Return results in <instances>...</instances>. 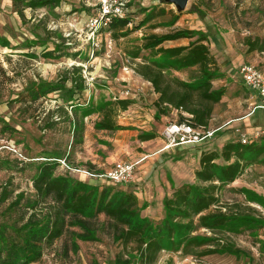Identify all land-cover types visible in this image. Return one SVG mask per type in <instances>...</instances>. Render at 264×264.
Masks as SVG:
<instances>
[{
    "label": "rangeland",
    "instance_id": "374dc122",
    "mask_svg": "<svg viewBox=\"0 0 264 264\" xmlns=\"http://www.w3.org/2000/svg\"><path fill=\"white\" fill-rule=\"evenodd\" d=\"M11 1L0 0V28H3L2 30L9 32L18 28L17 34L23 39L27 38L24 34L30 37V35L40 33L41 37H45L46 31L47 33L54 32L52 42L59 44L61 51L67 54L52 62L49 58L45 61L40 60L43 59L41 57L39 60L28 59L22 57V53L11 52V48H0L1 124L15 128L14 131L7 133L6 142L20 146L19 148L28 160L21 163L22 161L16 159L8 150L0 151V161L8 162L11 168L0 171V184H5L10 180L13 188L18 192L30 193L32 191V178L36 174V165L46 158H59L58 175L67 174L85 183L96 181V178L87 176L84 171L104 174L120 160L134 162L133 154L142 152L137 144H134L130 150L128 147L122 148L121 146L119 149L111 141L116 133L100 131L95 125L102 118L99 114L100 108L110 102L124 97L131 98L135 102L129 108L133 109L132 114L128 117L119 115L122 118H129L131 115L143 113L147 115L143 116L147 121V126L154 129L158 128V123L167 127L177 122L179 115L176 111L175 116L171 117L172 121L167 123L161 120L152 121L150 118L152 114L148 109L152 106L150 100L152 91L148 90L150 87L143 84L136 70L146 60L162 62L165 58H154L145 51L141 52V58L132 57L131 52L142 49L147 37L167 35L180 30L195 31L196 38L192 40L185 39L164 44L165 47H173L186 46L199 36H208L211 53L218 61L221 72L224 70L225 75L214 84L216 89L225 88L226 90L223 101L214 107L215 118L221 116L218 122L219 125L224 123L225 127L222 126L224 130L229 127L228 123L231 122H228L229 120L238 119L247 111L242 102L249 91L238 76L240 67H235V65L239 63V60L240 62L243 60L244 64H255L261 70L263 69L262 65L257 61L255 63L252 57L258 55L264 58V55L260 52H249L246 40L259 38L264 42V0H190L182 12H179L174 5L164 3V0H134L130 6L129 25L125 30L116 31V33L105 30L97 34L94 40H88L89 33L86 25L95 15V7L89 5L86 0H63L62 6L56 10L48 8L26 10V20H19L14 15V8L8 5ZM163 11L165 13H162ZM151 14L158 15V17L147 21V17ZM115 34L120 37H115ZM38 37H36L37 40ZM109 41L112 42V49L108 47ZM3 44L5 41H0V46L4 47ZM22 46L24 48L25 44L23 43ZM49 46L52 47V43H49ZM76 54L78 58H75ZM228 60L229 62H226ZM225 62L227 64L225 69L221 68L220 64ZM39 63L46 64L40 66ZM51 64L54 66H50ZM42 67L44 71H41ZM74 67H82L83 70L87 68V72L96 77L84 93L85 106L70 111V105L64 103L62 92H53L49 96H53L59 106L61 105L64 109L51 110L45 116L42 115L39 101L26 103L27 92L30 88H35L33 84H36L34 82V80L37 81L36 77L42 78L40 75L44 74L48 78L46 80H51L48 86H55L60 84L61 77H65ZM193 72L197 71L195 69L179 73L173 71L169 74L190 81ZM229 74H232L233 78L227 77ZM15 84L18 86L16 87ZM67 86L71 87V84ZM126 92L129 94L126 95ZM66 110L69 116L79 122L75 129L77 131L75 136L69 131V127H60V123L67 122L64 117ZM55 116L61 117L62 120H55ZM15 125H19L23 131L17 130ZM217 133L199 144H217L214 142ZM8 138L13 140L9 141ZM224 143H227L226 139ZM99 145L107 146L106 149H99ZM2 146H8V144H0V147ZM199 148L195 144L176 147L174 156H187V160L181 164L173 162L171 153L167 151L157 157L152 156L148 161L151 166L145 169L143 168L145 163L137 165L134 179L139 182L144 177V171L147 168L150 170V173L146 175L147 177L150 175L149 180L142 182L140 190H137L143 195V199L139 200L140 205L144 207L145 204H150L144 200L149 197V194L154 195L153 202L156 204V199L160 195L157 190L159 185L163 186L168 181L178 185L177 176L185 178L192 186L198 185L193 174L197 165L194 156L198 154ZM216 148L221 151L220 147L216 146ZM164 150H166L165 146ZM96 158L104 166L96 165L94 163ZM60 161H64L70 169L79 170L80 173L68 169ZM218 163L224 164L222 161ZM178 173L181 174L177 175ZM98 180L102 188L111 187L116 191H124L123 189L127 188L126 192L134 193L132 184L115 186ZM253 189L264 193V164L249 166L240 182L235 183V187H224L219 190L218 196L221 203L213 210H222L227 216L236 218L227 229L217 235L205 229L194 233V236L217 240L214 245L195 248V252L216 250V253L204 256L195 253L185 255L182 251L173 252L166 246L157 264H264V205L259 203L264 202V197L257 195ZM250 202H257L259 204L257 206L263 210L253 208ZM5 206L0 208V212ZM147 214L141 212L142 217ZM150 216L156 218L151 219L154 223H160L165 218V213L159 211ZM237 218L250 219L239 222ZM91 225V232L85 236L82 235L83 230L80 228H72L70 234L57 241L52 248L46 249L43 258L33 264H115V258L121 252H125L126 259L132 256L128 255L127 250H123L115 240L113 228L104 216Z\"/></svg>",
    "mask_w": 264,
    "mask_h": 264
},
{
    "label": "trees",
    "instance_id": "16d2710c",
    "mask_svg": "<svg viewBox=\"0 0 264 264\" xmlns=\"http://www.w3.org/2000/svg\"><path fill=\"white\" fill-rule=\"evenodd\" d=\"M62 1L13 0V5L20 17H24L27 9L54 10ZM156 17L158 15L151 14L147 21ZM129 18L130 16L114 21L109 30L114 33L124 31L129 25ZM115 37L120 36L115 34ZM194 38L196 36L193 30H180L162 36L151 35L146 38L142 49L131 52V55L138 59L141 58V52L145 51L154 58H165L162 62L146 60L136 70L144 80L151 83L154 92L159 95L155 102L157 119L176 111L179 115L177 123H188L195 129H208L214 107L223 101L226 93L225 88L214 87L215 82L225 75L211 53L208 36H199L186 46H164L167 42ZM246 45L249 52H264V42L259 38H248ZM65 56L60 49V58ZM193 69L197 72L191 74L190 81L169 74ZM71 73L73 77L67 74L55 86L39 83L34 89L30 88L25 101L36 103L50 97V93L60 91L63 93L64 103L73 109L82 107L79 99L87 90L83 68L74 67ZM68 81L72 82L71 88L67 87ZM77 94L79 96L76 98ZM133 104L132 100L118 99L100 108L103 118L95 124L97 129H124L116 125L114 118L119 111H126ZM184 113L190 117L184 116ZM1 122L0 119V137H6L15 128ZM76 132L75 130V135ZM156 137L155 134H144L139 139L149 141ZM3 150L5 149L0 151ZM263 156V138L247 145L240 141H229L221 151L203 152L200 167L195 172L199 184H185L172 197H166L163 202L165 218L160 223L142 217L144 207L134 193L93 186L67 174L58 175L59 158H46L36 165L30 193L18 192L10 180L0 184V208L6 205L0 212V264L37 263L43 258L45 250L70 234L72 228H80L85 236L91 232V224L101 216L112 226L115 240L123 250H127L128 255H132L126 259L125 252L119 253L115 264H157L166 246L173 252L182 251L185 255L214 254L216 250L195 252V248L214 245L217 240L194 236V233L205 229L217 235L232 224L236 218L227 216L222 210H213L221 203L218 192L239 179L249 166L264 164ZM218 161L224 164L221 165ZM9 169L8 162L0 161V171ZM259 203L264 205V202ZM237 220L244 222L248 219Z\"/></svg>",
    "mask_w": 264,
    "mask_h": 264
},
{
    "label": "crops",
    "instance_id": "0c3cea01",
    "mask_svg": "<svg viewBox=\"0 0 264 264\" xmlns=\"http://www.w3.org/2000/svg\"><path fill=\"white\" fill-rule=\"evenodd\" d=\"M63 3H64V1H62L60 6H62ZM8 5H9V7H13L14 8L13 0L10 3H8ZM59 7L55 8L54 10L58 9ZM27 10H32V9H27ZM14 15L16 17H18L19 20H21V19L22 20L23 19L26 20L27 19L25 12H24V17H20V15L14 9ZM37 21H40V20H37ZM2 29L0 28V41H2V40L5 41V44H3L4 47L0 46V48H4V49L11 48V50H10L11 52H15L16 54L22 53L21 54V55H23L22 57H27L28 59H32V60H39V58L41 57L43 59H40V60H44L45 61V60H47V58H49L53 62V61H55V59H57V60L60 59V45L52 42L54 40V35H55L54 32H48L47 33V31H46L45 37H41L42 35L40 33L34 34V36L30 35V37H28L26 34H24L25 37H27V38L23 39V38L20 37L19 34H17L18 33L17 31H19L18 28H16V29L14 28L13 30H11L9 32H5ZM36 37H38V40L36 39ZM23 43L25 44L24 48L22 46ZM49 43H52V47L49 46ZM49 53H52V55H49ZM260 53H261V55H264V52H260ZM65 55L67 56V54H65ZM78 57H79L78 54H76L75 58H78ZM252 59H253V61H255V63H256V61L259 62L262 65V67H263L262 71H264V58H260V56L256 55V57H254V58L252 57ZM226 62H229V60L226 61ZM226 62L220 64L221 68L226 67V65H227ZM39 64H40V66H44L46 63L45 64L39 63ZM242 64H244V61L242 60L240 62V60H239V63L237 65H235V67H238V66L240 67ZM50 66H54V65L51 64ZM41 69H43L41 71H44L43 67ZM71 71L68 72V75L70 77H73L74 75L71 73ZM222 73H224V70H222ZM238 76L240 77L239 72H238ZM40 77H42V78L38 79V77H36L37 81L34 80V82L36 84H33V86L38 85L39 83H47V84L51 83L50 82L51 80H46L48 78L45 77L44 74H41ZM138 77L143 81V84L146 87L147 86L150 87V88H148V90L152 91L151 98H150L152 106H151L150 109H148L151 112V114H152V116L150 115V118L152 119V121H155V120H159L160 121L161 120V121H166V123L169 122V121H172L173 118H171V117L175 116V111H172L171 114L168 115V116H160L159 119L156 118L155 102L158 100L159 95L154 92V89H153L151 83H149L148 81L144 80L139 74H138ZM227 77H232L233 78V75L229 74V76H227ZM69 83L71 84V87H72V82L68 81L67 84H69ZM241 83L244 85L242 80H241ZM15 86L17 87L18 84H15ZM71 87H68V88H71ZM18 91H19V89H18ZM56 92H60V91H55L54 93H56ZM84 93L82 94V97H80L81 99H79V102L82 103L83 106L86 105V103L83 102V100L85 99L84 98L85 97ZM27 94H28V92H27ZM78 96L79 95L77 94L76 98ZM50 97L53 98V96H50ZM120 99L132 100L131 98H127V97L120 98ZM39 102L41 103V100H39ZM26 103H30L31 104L30 101H27ZM242 103H244V105L246 106L247 111H245L241 115V117H239L238 119L229 120L228 122H230V121L231 122L228 123L229 127L225 128V130L223 128V127H225V126H223L224 123L222 125H219V122H218V121H220V117L221 116L217 117L219 119V120H217V118H215V115H214V112H213V116H212V119L210 121L208 129L216 130V133L218 132L217 133V138L214 140V142H216L217 144H195L198 147H200L198 149V154L194 156V160L197 163L196 170H198L199 167H200V158H201L202 153L206 152V151H213V150L218 151L216 146L220 147V149H222V147L226 144V143H224L225 139H226V142L239 141V134H241V133L248 134L249 137H252L251 138V142H258V140H261L262 138H264V110L257 109L255 111H253L254 105L260 103L259 98H255L254 100H251L250 94L248 92L245 100H243ZM132 110L133 109H129V110H126V111H119L118 114H117V117L119 119L117 117L114 118V120L116 122V125L117 126H121L124 129L116 130V131L100 130V131H104V132H115L116 133L115 138L111 139V141L113 142L112 144H116L117 148H119V149H120V146L122 148L128 147V150H130L134 144H137L138 145V149H142V152L133 154L132 158L135 159L134 162H139L138 165L145 163L146 165L143 166L144 169L146 167H149L150 162H148V161H149V159L152 158V156L153 157H157V156H159V155H161V154H163L164 152H167V151H169L171 153L170 156L172 157V161L173 162L181 164L182 162L187 160V156H185V155H182L181 157L174 156V153L176 152L175 151L176 147L175 148H171V150L170 149L169 150H167V149L164 150V146L166 145V143H165V140L163 139V132H164L166 126L163 127V125H161V123H158V128L157 129H154L153 127L147 126V121L145 120V118H143V116H147V115H144L143 113H138V114H135L134 116L131 115L129 118H122V117H125V115L128 117V115L132 114ZM67 113H68L67 110L64 111V117L66 118L67 122H63V124L60 123V127H65V126H66V128L69 127V131L72 132L73 136H75L74 133H75V129L77 128V125H76L77 123L76 122H78V120L76 121L72 116H69V114H67ZM38 114H39V111H38ZM99 114H101L102 118H103V114L101 112H99ZM119 114H122L121 115L122 117ZM61 120H62V118H61ZM78 124H79V122H78ZM15 127H16L17 130H22L23 131V129L19 125H17V126L15 125ZM227 129H230V130H227ZM257 133L262 134L263 136L261 135L258 138L257 136H255V134H257ZM144 134H146V135L155 134L157 137L155 139H152V140H149V141H142L139 138H140L141 135H144ZM6 140L7 139H5V137H0V144H9V143L6 142ZM8 140L12 141L13 139L8 138ZM210 143H212V142L210 141ZM104 144H106V142ZM201 145H204V146L201 147ZM99 146H100L99 149H106L107 145L106 146L105 145H103V146L99 145ZM147 162H148V164H147ZM152 162L154 163L153 159H152ZM94 163L96 165H98L99 167L104 166V164L101 163L100 160H97V158L95 159ZM94 168L96 169L95 166H94ZM149 171H150L149 168H147V170L144 171V177L140 179V182L134 179V181L129 184V185L132 184V186L134 188V194L139 198V200L143 199L142 198L143 195L141 193H138L137 190H140V188H141L140 186L143 185L142 182L145 183V182H147V180H149L150 175H148V177L146 176L147 174L150 173ZM195 172H194V174H195ZM180 174L181 173H178L177 175H180ZM194 174H193V177L196 180V177H195ZM242 176L239 179H237L234 183H232L231 185H228L226 187H231V186L235 187V183L240 182V180L242 179ZM177 177L178 178H177L176 181L179 182L178 185H175V183L171 184L172 182H169L168 180H167L168 182L165 181L167 183H164L163 186L159 185L157 190H159L160 195L156 199V204L153 202L154 199H155L153 194L152 195L149 194L148 198L147 197L144 198L146 203L149 202L150 204H145L144 205V209L142 210L143 214L144 213H146V214L148 213V214L151 215L154 212H159V211L165 213L164 204H163L164 199L166 197H170V195L172 193H174L173 191L177 187L182 186L184 184H189L190 185V183H187L188 181H186L185 178H181V176H177ZM196 182H197V180H196ZM88 184L100 187V184H99V182H97V179H96V181L93 180V181L89 182ZM168 185H169V188H168ZM124 186H128V185H124ZM123 190H124V192H126L128 189L125 188ZM253 190L256 192L257 195L264 197V193L258 192L255 189H253ZM250 204L255 209H256V206L259 205L257 202L256 203L255 202L254 203L250 202ZM148 214L144 215L143 217H148L149 219H156L155 217L150 216ZM263 215H264V212H263ZM247 219L249 220L250 218H247ZM263 221H260V222H263Z\"/></svg>",
    "mask_w": 264,
    "mask_h": 264
},
{
    "label": "built area",
    "instance_id": "2783aa9c",
    "mask_svg": "<svg viewBox=\"0 0 264 264\" xmlns=\"http://www.w3.org/2000/svg\"><path fill=\"white\" fill-rule=\"evenodd\" d=\"M89 5L95 7V15L91 17L86 25L87 31L89 33L88 40L95 39L97 34L105 30H109L111 25L116 20L127 19L131 13V3L134 0H86ZM108 47L112 49V42L109 41ZM83 75L85 78L86 85L89 86L96 79L92 73L87 72V68H84ZM239 75L246 86L247 90L250 93L251 100L255 98H259L260 103L254 105L253 111L257 109L264 110V71H262L255 64H242L239 68ZM129 92H126L128 95ZM41 107L43 116H45L51 110L61 108L59 106L58 101L54 98L47 97L42 99ZM73 109L70 106V111ZM186 117H190L188 114L184 113ZM55 120L61 121V117H54ZM216 130L210 129H195L188 123H171L168 125L164 132L163 137L165 140V149L169 150L171 148H175L183 145H192L199 144L209 138H212ZM262 134H255L258 138ZM239 141L243 145H247L251 143V139L248 134L241 133L239 134ZM6 149L12 155L16 157L19 161L25 162L28 161L24 156L22 150L17 147L15 144H8V146L0 147V150ZM63 165H65L64 161H60ZM139 164V162H131L120 160L114 164V166L109 169L104 174H94L92 172L84 171L89 177L101 179L99 181L109 182L115 186H124L129 185L134 181L135 176V168ZM68 169H70L67 165H65ZM73 170V169H70ZM80 173L79 170H73ZM256 208L260 211L262 209L260 206H256Z\"/></svg>",
    "mask_w": 264,
    "mask_h": 264
},
{
    "label": "water",
    "instance_id": "95a60500",
    "mask_svg": "<svg viewBox=\"0 0 264 264\" xmlns=\"http://www.w3.org/2000/svg\"><path fill=\"white\" fill-rule=\"evenodd\" d=\"M190 0H164V3L174 5L179 12H182L188 6Z\"/></svg>",
    "mask_w": 264,
    "mask_h": 264
}]
</instances>
